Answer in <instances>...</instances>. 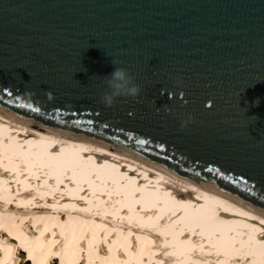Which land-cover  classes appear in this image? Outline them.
I'll use <instances>...</instances> for the list:
<instances>
[{"label": "water", "instance_id": "95a60500", "mask_svg": "<svg viewBox=\"0 0 264 264\" xmlns=\"http://www.w3.org/2000/svg\"><path fill=\"white\" fill-rule=\"evenodd\" d=\"M0 108L264 208V0H0Z\"/></svg>", "mask_w": 264, "mask_h": 264}, {"label": "bare ground", "instance_id": "6f19581e", "mask_svg": "<svg viewBox=\"0 0 264 264\" xmlns=\"http://www.w3.org/2000/svg\"><path fill=\"white\" fill-rule=\"evenodd\" d=\"M9 113L0 264H264V208Z\"/></svg>", "mask_w": 264, "mask_h": 264}, {"label": "clouds", "instance_id": "9594fccd", "mask_svg": "<svg viewBox=\"0 0 264 264\" xmlns=\"http://www.w3.org/2000/svg\"><path fill=\"white\" fill-rule=\"evenodd\" d=\"M119 63L118 60H113V71L105 76L108 91L101 96V102L106 107H112L120 97L137 98L142 91L141 86L135 82L136 78L126 68L116 66ZM47 96L49 100L53 99L51 91L47 92Z\"/></svg>", "mask_w": 264, "mask_h": 264}, {"label": "snow or ice", "instance_id": "6c2138e0", "mask_svg": "<svg viewBox=\"0 0 264 264\" xmlns=\"http://www.w3.org/2000/svg\"><path fill=\"white\" fill-rule=\"evenodd\" d=\"M9 94H11V93H9ZM207 106H208L209 108L212 107L211 104H208ZM89 123H90V121H89ZM140 143L143 144V143H146V141H140ZM209 171H211V170L209 169ZM260 223L264 224V220H261ZM21 247H22V246H21ZM24 251L27 253V249H24ZM53 255H58V254H53ZM246 255H250V254H246ZM26 259L31 260L32 257H31V256H26Z\"/></svg>", "mask_w": 264, "mask_h": 264}]
</instances>
